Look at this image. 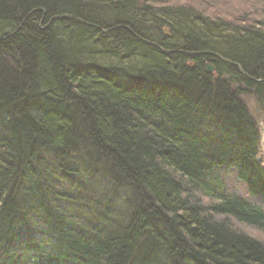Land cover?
<instances>
[{
	"label": "trees",
	"instance_id": "trees-1",
	"mask_svg": "<svg viewBox=\"0 0 264 264\" xmlns=\"http://www.w3.org/2000/svg\"><path fill=\"white\" fill-rule=\"evenodd\" d=\"M184 2L0 0V264H264V0Z\"/></svg>",
	"mask_w": 264,
	"mask_h": 264
},
{
	"label": "rangeland",
	"instance_id": "rangeland-1",
	"mask_svg": "<svg viewBox=\"0 0 264 264\" xmlns=\"http://www.w3.org/2000/svg\"><path fill=\"white\" fill-rule=\"evenodd\" d=\"M161 2L165 1V2H169L171 0H160ZM177 1V0H174ZM191 2V1H196V0H179V3H183V2ZM201 1H206V0H198V2ZM184 2V3H185ZM245 2H251V0H217V4L218 7L221 9V11H223L225 14L228 13H237L240 12V9H242L241 7L244 5ZM245 103L248 107V110L250 112V114L256 119V122L259 125V128L261 129V131L264 130V111L262 109H260L259 107H257V104H255L252 100L250 99H245ZM262 155L261 158L264 162V148L262 151ZM233 171L228 170L227 173L230 174V176L228 175V178L225 179V183L223 182V184L225 185V188L230 191V192H236L239 193L240 195H244L246 196V190L244 188V186H242L241 184H239L234 178L231 177ZM220 176V175H219ZM218 176H216L217 178ZM255 202H258L259 204L264 203V198H258L257 200H254ZM237 227L247 233L249 236L254 237L256 239L262 240L264 241V232H260L258 230H255L253 228L247 227V226H243V225H237Z\"/></svg>",
	"mask_w": 264,
	"mask_h": 264
},
{
	"label": "water",
	"instance_id": "water-1",
	"mask_svg": "<svg viewBox=\"0 0 264 264\" xmlns=\"http://www.w3.org/2000/svg\"><path fill=\"white\" fill-rule=\"evenodd\" d=\"M70 20H74V19H72V18H69ZM78 22H80V23H82L81 21H78ZM84 24V23H83ZM226 62V61H225ZM215 70H214V68L210 65V64H208L207 66H206V72L208 73V74H211V73H213Z\"/></svg>",
	"mask_w": 264,
	"mask_h": 264
}]
</instances>
